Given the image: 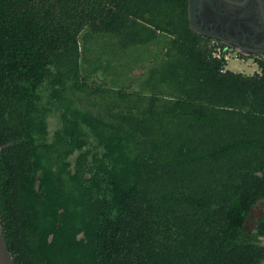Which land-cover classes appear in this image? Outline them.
<instances>
[{"label": "trees", "instance_id": "trees-1", "mask_svg": "<svg viewBox=\"0 0 264 264\" xmlns=\"http://www.w3.org/2000/svg\"><path fill=\"white\" fill-rule=\"evenodd\" d=\"M213 47L183 0H0L14 264L264 262V74Z\"/></svg>", "mask_w": 264, "mask_h": 264}, {"label": "water", "instance_id": "water-1", "mask_svg": "<svg viewBox=\"0 0 264 264\" xmlns=\"http://www.w3.org/2000/svg\"><path fill=\"white\" fill-rule=\"evenodd\" d=\"M191 6L193 23L203 35L223 36L239 51L264 57V0H191ZM0 264H14L1 232Z\"/></svg>", "mask_w": 264, "mask_h": 264}, {"label": "flooded vegetation", "instance_id": "flooded-vegetation-1", "mask_svg": "<svg viewBox=\"0 0 264 264\" xmlns=\"http://www.w3.org/2000/svg\"><path fill=\"white\" fill-rule=\"evenodd\" d=\"M186 6L188 25L203 41L208 42L220 56L234 57L237 60L249 61L258 72L264 74V57L260 53H243L235 46L223 42V36L203 35L193 23L191 0H183ZM213 50V51H214Z\"/></svg>", "mask_w": 264, "mask_h": 264}, {"label": "rangeland", "instance_id": "rangeland-1", "mask_svg": "<svg viewBox=\"0 0 264 264\" xmlns=\"http://www.w3.org/2000/svg\"><path fill=\"white\" fill-rule=\"evenodd\" d=\"M224 68L230 71L240 72L247 75L258 72V70L255 69L254 65H252L249 61L243 62L241 60L235 59L234 57H230L228 59V61L225 63ZM263 213H264V200H260L250 207L249 212L245 220L243 221L244 230L252 231L256 220ZM260 243L264 246V237L260 238ZM261 264H264V262H262Z\"/></svg>", "mask_w": 264, "mask_h": 264}, {"label": "built area", "instance_id": "built-area-1", "mask_svg": "<svg viewBox=\"0 0 264 264\" xmlns=\"http://www.w3.org/2000/svg\"><path fill=\"white\" fill-rule=\"evenodd\" d=\"M213 56L217 57V58H222V60L226 63L229 59V57L227 56H220L217 52H215V50L213 51Z\"/></svg>", "mask_w": 264, "mask_h": 264}]
</instances>
